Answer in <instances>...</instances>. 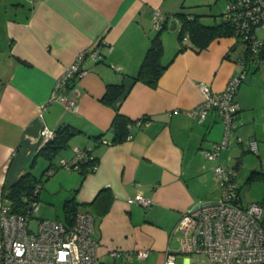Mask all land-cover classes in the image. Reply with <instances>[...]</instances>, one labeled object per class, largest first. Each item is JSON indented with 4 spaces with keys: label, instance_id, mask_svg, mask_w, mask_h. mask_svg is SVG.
Wrapping results in <instances>:
<instances>
[{
    "label": "crops",
    "instance_id": "1",
    "mask_svg": "<svg viewBox=\"0 0 264 264\" xmlns=\"http://www.w3.org/2000/svg\"><path fill=\"white\" fill-rule=\"evenodd\" d=\"M214 2L4 0L2 4L1 0L0 197L3 186L28 170L29 160L41 146L40 130L70 125L80 132L60 152L61 159L72 158L74 148H91L98 166L85 175L66 168L59 172L63 199L53 218L61 217L66 199L74 196L80 204L89 203L99 190L108 188L112 200L106 213H91L101 264L149 259L164 264L166 249L178 247L175 227L183 212L220 197L215 165L234 170L241 203L249 204L242 201V184L249 183L251 171L264 173V69L260 67L264 57L251 53L236 36L217 37L200 51L186 48L175 55L178 22L174 29L173 23L163 29L153 23L154 10L163 17L176 12L200 15L204 23L209 15L205 9L210 12ZM157 32L162 62H171L152 87L133 76ZM93 48L100 56L86 55L84 73L73 77L64 90L76 99V107L66 110L59 101L48 103L57 76L79 52ZM239 73L242 81L235 93L239 109L230 142L216 160H208L201 150L222 138L221 117L210 109L199 122L188 111L202 100L201 83L218 91ZM107 84L124 86L111 104L102 99ZM116 113L145 121L132 126L131 138L103 143V139L112 141L110 125ZM249 139L257 141V154L248 149ZM137 193L150 204L131 201ZM79 209L90 212L85 206ZM140 249L148 251L144 259L136 255ZM111 250L119 255H109Z\"/></svg>",
    "mask_w": 264,
    "mask_h": 264
},
{
    "label": "built area",
    "instance_id": "2",
    "mask_svg": "<svg viewBox=\"0 0 264 264\" xmlns=\"http://www.w3.org/2000/svg\"><path fill=\"white\" fill-rule=\"evenodd\" d=\"M34 3L35 0H29ZM224 19L235 23V30L247 43L253 54H264V36L257 35L264 28V0H237L227 3ZM163 16L154 10L153 23L161 28ZM86 55L99 57L96 48L79 52L74 60L57 76L48 103L59 101L66 110L76 107V99L64 92L68 82L84 73L82 67ZM242 81V74L232 75L224 88L211 90L200 84L202 100L188 111L200 122L208 110L215 109L224 125L222 138L209 149H202L208 160H216L230 142L233 120L238 111L235 93ZM140 122H137L139 124ZM41 145L53 138L54 131L47 127L40 130ZM129 135L128 138H131ZM240 141L239 138H237ZM103 143H109L102 140ZM248 149L258 153L257 141L248 140ZM92 158L84 149L74 148L70 159L62 158L59 164L66 169L78 170L79 163ZM98 163H93L96 170ZM213 173L220 187V197L204 201L183 212L175 231L178 233V247L167 248L164 264H176V256L183 254L188 264H264V206L258 202L243 205L232 168L215 165ZM41 184H37L30 195L23 197V212H13L9 200L2 197L0 205V264H101L97 254V239L94 237L93 215L87 210H78L71 225L58 218H39L36 229L29 227L31 218H36L39 200L36 197ZM131 201L148 206L150 200L137 193ZM109 255L118 256L117 250ZM139 259L148 255L147 250H138ZM204 259L197 261L194 256Z\"/></svg>",
    "mask_w": 264,
    "mask_h": 264
},
{
    "label": "trees",
    "instance_id": "3",
    "mask_svg": "<svg viewBox=\"0 0 264 264\" xmlns=\"http://www.w3.org/2000/svg\"><path fill=\"white\" fill-rule=\"evenodd\" d=\"M217 1V0H215ZM237 0H225V5L227 3L235 2ZM1 4V0H0ZM224 10L221 13V20L213 24H204L199 18L200 15H194L192 17L188 16L183 12H176L170 16L163 17L162 28L168 27L169 19H175L178 24L177 40L179 47L176 53L183 51L186 48L194 49L195 51H200L207 47V45L217 37L223 36H236L240 41H243L235 30V23L224 19ZM258 35V34H257ZM247 44V43H246ZM249 49V48H248ZM162 52L163 45L160 37V32H157L155 36L152 37L143 61L137 71L133 76L134 81H141L152 87L157 85V80L159 76L163 73L166 67L169 65L171 60L166 63L162 62ZM264 57V54H256ZM122 84H107L102 99L105 103L111 104L123 91ZM145 121V118L140 117L135 120H130V118L116 113L112 119L110 129L113 133L112 141H108L110 144L123 141L128 138L129 135H133L132 126L135 124L139 126ZM137 122H140L137 124ZM54 131L53 138L47 140L43 143L36 154L29 160L28 170L24 175H22L16 182L9 186H3L1 197H5L9 200L11 204V210L13 212L21 213L25 209V201L23 197L25 195H30L37 184H41L42 187V175L37 176L30 167H33L38 159L42 160L44 163H48L47 166L42 170V173L51 175L50 167L53 165L54 156L66 149L69 140L77 133L80 132L77 128L70 125H60ZM88 152L92 158L84 159L79 163L78 172L85 175L88 172H93V163L97 162V157L92 153L91 148H83ZM60 167H62L59 164ZM58 167H56L57 169ZM264 178V173L261 171L253 170L250 172L247 181L250 182L255 179ZM40 187V189H41ZM39 189V191H40ZM39 191L36 197L39 200ZM75 193V192H74ZM112 200V194L110 190L106 187L98 191L95 197L89 203H78L75 197L66 199L62 205V215L58 219L62 220L64 223L71 225L74 221L75 214L79 208L82 206L87 207L90 213L101 216L106 213L108 207Z\"/></svg>",
    "mask_w": 264,
    "mask_h": 264
},
{
    "label": "rangeland",
    "instance_id": "4",
    "mask_svg": "<svg viewBox=\"0 0 264 264\" xmlns=\"http://www.w3.org/2000/svg\"><path fill=\"white\" fill-rule=\"evenodd\" d=\"M4 0H2L3 4ZM211 10L208 12L206 9V13L209 14L208 19L204 21V23H212L215 21L221 20V13L223 12V9L225 7V0H217L210 6ZM257 34L259 36H264V28H261L258 30ZM261 70L264 69V64L261 63L260 65ZM255 64L251 67V72L254 70ZM253 74V73H252ZM63 154L60 152L57 153L53 158V165L54 167H50V171L52 172L51 175H47L46 173H42V170L45 168V166L48 165V163H44L42 160L38 159L37 162H35L33 167H30V169L37 175H42V188H41V198L39 199V210L36 212V215H40L41 217H48L53 218L55 216V213H59L61 202L63 199V191L58 189V178L59 172L64 171L65 169L63 167L59 166V162ZM29 167V166H28ZM56 167H58L56 169ZM241 198L243 203H253L258 202L264 206V178L261 179H255L250 181L249 183H243L241 187ZM2 197H0V205L2 204ZM56 210V211H55ZM39 218H31L29 227L32 229H36L37 222ZM185 255L178 254L176 256V264H186ZM196 260L199 262L202 259H204L203 256L196 255L194 256ZM138 264H157V261L155 259H149V261L146 262H138Z\"/></svg>",
    "mask_w": 264,
    "mask_h": 264
},
{
    "label": "water",
    "instance_id": "5",
    "mask_svg": "<svg viewBox=\"0 0 264 264\" xmlns=\"http://www.w3.org/2000/svg\"><path fill=\"white\" fill-rule=\"evenodd\" d=\"M172 23H173V25H171V28L174 29L175 25L177 24V21L175 19L171 18V19H169L168 24L170 25ZM177 26L179 27V24H177Z\"/></svg>",
    "mask_w": 264,
    "mask_h": 264
}]
</instances>
